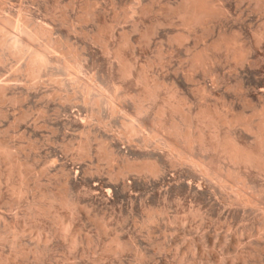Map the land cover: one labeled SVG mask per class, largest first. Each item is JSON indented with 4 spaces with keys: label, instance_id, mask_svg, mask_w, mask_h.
<instances>
[{
    "label": "rangeland",
    "instance_id": "obj_1",
    "mask_svg": "<svg viewBox=\"0 0 264 264\" xmlns=\"http://www.w3.org/2000/svg\"><path fill=\"white\" fill-rule=\"evenodd\" d=\"M183 1L0 0V19L10 17L13 27L26 18L29 31L50 28L33 46L26 36L17 43L0 32V84L8 79L10 88L0 102L1 264H264V205L237 201L215 174L182 160L162 137L145 141L162 110L167 123L175 119L196 136L229 130L207 125L203 110L257 121L264 107V38H256L264 33V0H208L223 14L190 30L167 9ZM90 2L97 5L88 20ZM149 4L153 12L143 13ZM132 10L137 15L127 17ZM234 33L254 51L248 64L213 50L208 72L192 69L196 52ZM44 45L61 62L35 79L25 65ZM78 56L82 82L64 66ZM140 73L158 86L156 98L145 94ZM89 82L121 99L128 114L142 111L144 132L128 134L125 113L88 95ZM243 130L233 128L255 146V136ZM210 142L196 144L194 154L244 171ZM251 172L264 197V172Z\"/></svg>",
    "mask_w": 264,
    "mask_h": 264
},
{
    "label": "bare ground",
    "instance_id": "obj_2",
    "mask_svg": "<svg viewBox=\"0 0 264 264\" xmlns=\"http://www.w3.org/2000/svg\"><path fill=\"white\" fill-rule=\"evenodd\" d=\"M212 2H210L208 0H185L177 8H173L169 5H167V9H168V11L173 12L174 15L176 14L177 15L176 17L179 16V18L182 21L184 28H186L187 30H190L197 25H205L208 22L211 23L210 22V21H212L211 19H214V18L221 16L223 14L221 12L222 10L218 9L217 8L218 6H216V4L215 5L212 4ZM162 4H164V3H162ZM94 5H95V7H94ZM94 5L91 2L87 4L85 14H84L85 19L89 20V18H91V17L93 18L94 14H95V8H96L97 3ZM129 5H131V4H129ZM143 5H144V3H143ZM139 6H140V4H139ZM153 6H155V5L152 4V7ZM152 7L150 6V4L147 6H144L142 12L146 14V13L152 11L151 10ZM133 13H135L137 15V13L132 10L131 12H128L126 14V16L132 17ZM28 23H29L28 19L25 18V19H23V24L21 27L20 26L13 27L10 17L5 16L4 18L0 19V32L8 33L9 35H11L13 37V39L17 43L20 42L21 38L26 36L28 41L30 42L31 46L35 45V42L38 41V39L41 36L49 35V33H50L49 27L44 25V27L36 28V29H33V31H29L28 28H26V26H28ZM151 35H152V32L149 31L145 34V38L149 39L150 37H152ZM235 35L236 34L234 33V36L230 37V38H228L226 36H221L219 42L217 41V43H215L214 45L209 46V47H204V49H202L201 51L196 52L192 56V66H191L192 69L196 70V69L201 68V69H204L206 72H208L210 70L211 65L214 62H216V58H217V57L215 58V56L211 55V51H213V50H224L226 52V54L229 57H231V59L234 60L236 63L242 64V65L248 64V62L251 61V57L253 56L252 54L254 51L252 52V50L250 48L249 49L246 48L244 46V44L241 42V40L238 38V36H235ZM186 38L187 37H186L185 33L179 34V36L176 37V39L180 42H184L186 40ZM256 38H257V41H261L264 38V33H260V32L257 33ZM50 42L52 43L53 41L51 40ZM30 45H28V47ZM16 46H18V45L16 44ZM226 54H225V56H226ZM50 55H52V54H51V51L47 45L46 46L45 45L39 46L37 48H33L32 51L30 52L29 58L27 59V62L25 65V71H27V73L29 75H31L33 78L39 79L41 77L39 73L42 70L48 68L49 65L57 66L61 62L60 59L57 58V56L51 57ZM2 61L3 60L0 57V62H2ZM64 66L67 69L71 68L72 73L76 76L74 78L76 81L82 82V79H84V77H83V63H82L79 56L76 57V61L74 63V66L71 67L67 63ZM23 68L24 67L19 68L17 72L18 73L22 72ZM131 73H132L131 67L128 66L127 69L125 70V74H126V76L127 75L130 76ZM211 76H213V75H211ZM139 79L146 84L147 93L145 91V94H148L149 97H155L157 95L158 86H151L150 84H148L146 82L145 76H143L142 74H141ZM7 81H8V79L4 83L0 84V102L1 103H4L8 100L7 90L9 88V84L7 83ZM39 83L40 82H38L37 85ZM89 83H90V85L87 84L88 95H90V93H94V95L97 97L98 96L104 97V98L108 99L110 105L113 107V109L115 111L118 112V110H119V112H123V114L125 113V117L128 120V122L125 123V126L128 130V134H130L131 136H135L141 132H144V130H143L144 124H143L142 118H141L142 111H138L135 116L128 114V112L125 110V108L124 107H123L124 109L122 108L123 103H121V101H122L121 99H119L116 96L112 97L111 95H108L107 93H105V91H102V89H100L96 85L92 84L91 82H89ZM242 83H244V82H242ZM205 90H206V88H205ZM94 101L97 105H99L101 99L97 98ZM88 102L89 101L86 98L84 100V103H83L84 107H87ZM167 103H169V102H167ZM175 103L177 104V102H175ZM119 107L121 109L125 110L126 112H124L122 110L120 111ZM171 108H172L171 110L175 113H180L182 111L180 105H172ZM167 109H169V108H167ZM260 109H259V111H257V115H256L257 121L245 120L240 115L234 116L232 118H229L231 116L223 118L219 115L211 114L209 112V110L208 111L203 110L200 112V117L206 121L207 125H210V126L214 127L215 129L220 128V126H227L229 128V130L227 129L228 131L226 133L224 132V134H221L219 132H215L212 134L208 133L209 135L205 132L200 131L201 133L198 134V136L194 135L191 131H188L187 129L184 132L183 128H181L179 125L180 123L178 124V122L175 121V119L171 122L169 121L170 123H167L164 120L165 118L163 119V115L165 113V110L161 109L162 111H161L160 115L162 116V118L157 120L156 123L154 122L152 135L147 134V136L145 137V141L150 142V140H153L154 138H158L159 136L162 137V141L168 145V147L171 149L172 152L177 153V155L182 160L191 162L193 165H195L197 168H200L202 171H208V172L215 174L217 176L219 184L222 188H228V189H231L233 192H235L237 201L242 202V203L249 205V206H253V207H262L264 205V201L262 200L264 198L262 196L263 193L261 194V191L256 190V186H255L256 183L254 184L252 181V178H251V173H252L251 170H258L260 172H264V107L261 110ZM173 112H171V113H173ZM219 114H220V112H219ZM173 115H172V117H173ZM184 117L186 120H189L188 115L185 114ZM83 123H85V122H83ZM238 126L243 127V129H244L243 131H245L244 133H249V134H252L255 136V138L252 136L254 139H256V145L255 146L252 145V143H251V145H249L248 143H244L242 138H240L238 136L236 131L235 132L233 131V128H237ZM191 128H192V126H191ZM158 139H160V138H158ZM209 139H211V142H210L211 144L209 145V148L213 149V151H218L220 154H222L227 160H229L230 164L232 163L235 166H241L242 168H244V171H241L240 169L238 171L231 166L225 167V166L219 165V163L216 162V160H217L216 156L213 158L204 159L202 157L197 156V154H194L195 145L199 144L203 148H208L207 145H208ZM4 153L5 154L9 153V151L4 150ZM216 155H217V153H216ZM153 172L156 174L160 173L159 169H154ZM151 173H152V171H151ZM156 174H154V175H156ZM191 183H192V181H191ZM263 229H264V226H263ZM2 262H3V260H2ZM2 264H4V263H2Z\"/></svg>",
    "mask_w": 264,
    "mask_h": 264
}]
</instances>
